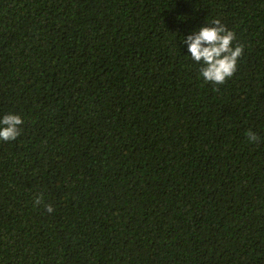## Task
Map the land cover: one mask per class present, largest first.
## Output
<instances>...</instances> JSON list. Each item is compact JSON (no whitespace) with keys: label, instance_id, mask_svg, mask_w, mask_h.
I'll return each instance as SVG.
<instances>
[{"label":"trees","instance_id":"trees-1","mask_svg":"<svg viewBox=\"0 0 264 264\" xmlns=\"http://www.w3.org/2000/svg\"><path fill=\"white\" fill-rule=\"evenodd\" d=\"M213 19L223 85L183 43ZM7 114L0 264H264V0H0Z\"/></svg>","mask_w":264,"mask_h":264},{"label":"clouds","instance_id":"clouds-1","mask_svg":"<svg viewBox=\"0 0 264 264\" xmlns=\"http://www.w3.org/2000/svg\"><path fill=\"white\" fill-rule=\"evenodd\" d=\"M208 26L200 27L184 40L192 60L202 63L200 73L205 82L223 85L237 71L238 60L244 54V45L236 44V34L220 19H213ZM219 89H214L218 91ZM24 123L18 114H7L0 119V140L15 141L21 135L20 126ZM250 143H256L259 137L251 130L246 133ZM43 202V193L35 196L37 205ZM45 210L51 214L54 208L45 205Z\"/></svg>","mask_w":264,"mask_h":264}]
</instances>
